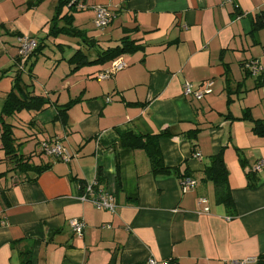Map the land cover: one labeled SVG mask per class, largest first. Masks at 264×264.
Masks as SVG:
<instances>
[{"label":"crops","instance_id":"1","mask_svg":"<svg viewBox=\"0 0 264 264\" xmlns=\"http://www.w3.org/2000/svg\"><path fill=\"white\" fill-rule=\"evenodd\" d=\"M29 1L0 0V115L13 88L20 36L46 44L33 68L36 94L58 106L80 101L64 122L55 106L13 122L20 153L33 167L48 166L41 173L10 161L0 136V264L264 259V169L253 171L264 159V138L242 119L247 109L253 119H264V104L258 108V99L264 101V0H84L114 15L99 30L93 12L74 14L73 26L91 38L92 49L78 38L51 36L61 0L37 7ZM125 36L140 46L123 56L125 70L103 81L96 77L110 64L72 72L69 60L78 50L94 60L98 50L120 45ZM50 44L61 54H48ZM251 61L263 68L256 76L245 67ZM42 62L48 79L40 91ZM24 80L32 83L27 72ZM185 81L195 88L212 81L213 93L187 97ZM117 129L144 136L171 130L174 136L162 138L160 147L165 166L179 174L155 175L144 150L121 148ZM195 130L196 136L190 133ZM57 138L74 155L70 162L43 153L41 143ZM221 152L232 209L217 200L204 174ZM186 173L198 184L183 193ZM95 182L115 196V213L80 200L81 183ZM72 219L85 222L82 237L72 231Z\"/></svg>","mask_w":264,"mask_h":264},{"label":"trees","instance_id":"2","mask_svg":"<svg viewBox=\"0 0 264 264\" xmlns=\"http://www.w3.org/2000/svg\"><path fill=\"white\" fill-rule=\"evenodd\" d=\"M44 1L46 0H31L29 1V6L31 5L37 7ZM71 1L72 0H61L58 4L57 13L51 20V36L59 37V35H68L73 38H78L82 40V44H84L87 49H92L94 48V45L91 43V38H89L84 31L77 30L73 26L74 14L77 12V9L74 6H69ZM82 1L84 2V0ZM65 8H68L69 11L67 14L63 15ZM62 24H64V26H61ZM257 26L259 25L257 24ZM45 46L46 44H44V42L42 43L41 40L38 42L37 49L32 53V55L27 57L25 60H21L20 58L17 59L13 88L6 97V103L0 115V136L2 148L6 156L21 170L27 171L30 167H32L38 173L44 171L48 166L45 165L33 167L30 163V159L26 158L20 153L21 144L18 142V138L15 136V125L13 122L20 121L21 115H23V113L38 115L49 109L51 106L57 107V118L64 122L68 112L80 101V99H75L65 106H58L57 103H52L48 97L36 94L35 85L33 84V78L35 77L33 74V68L38 60V57L43 54L42 51ZM139 50L140 46L135 41H132L128 36H125L121 39L120 45L108 48L106 50H98L97 56L94 60H91L86 52L81 49L78 50L76 54L69 60V63L73 66L72 72H77L85 66H105L112 63L119 57H123L127 54H135ZM25 72L28 73V76L32 82L31 84H27L25 82ZM232 119H234V117H232ZM242 119L250 120V122L253 124V133L264 138V119H253L250 109L244 111V116ZM117 132L119 134V143L121 148L129 150H144L147 153L151 162L152 171L155 175L170 174L172 172L179 174V169H171L165 166L160 147V141L162 138H170L174 136L171 130L166 129L158 134L148 136L138 134L135 131L129 129H117ZM198 132V130H195L190 133L196 136ZM204 174L206 180L212 181L215 184L217 200L219 202H223L231 209L234 208V200L227 185L228 171L222 152L211 157L210 165L206 168ZM187 177L192 176L189 173H186L181 177V180ZM81 184V188L83 190L85 184ZM24 264L31 263L26 260ZM258 264H264V259L261 258Z\"/></svg>","mask_w":264,"mask_h":264},{"label":"built area","instance_id":"3","mask_svg":"<svg viewBox=\"0 0 264 264\" xmlns=\"http://www.w3.org/2000/svg\"><path fill=\"white\" fill-rule=\"evenodd\" d=\"M75 7L77 11H91L95 15L94 24L99 30L106 29L113 21L114 15L111 11L102 5H87L82 0H72L70 5ZM18 57L21 60H25L27 57L32 55V53L37 49L38 41L29 36H20L18 38ZM127 63L124 61L123 57H119L110 63L109 67L100 72L97 75L99 81L107 80L113 78L118 72L123 71L127 68ZM246 69L253 75L256 76L263 71L262 66L258 61H251L245 65ZM183 93L187 97H192L196 100H202L207 95L213 93V82L209 81L203 84L199 88H195L191 82L185 81L183 84ZM111 99H108L110 101ZM42 151L46 156L52 157L59 161L70 162L73 158V154L68 151V149L63 146L60 139L44 141L41 143ZM197 158L201 157L199 152L195 153ZM264 169V159L258 161V163L253 168L254 172H259ZM181 191L187 193L191 189H194L198 182L191 178L187 177L180 181ZM98 182L85 185L83 188V195L80 197V200L83 202L93 204L97 209L108 210L115 213L117 206L115 204V196L111 193L103 192L98 189ZM205 213L209 212V208L204 209ZM72 231L79 237L83 236L84 229L86 224L83 220L72 219L69 221ZM1 225V223H0ZM251 260L236 261L234 264H251ZM145 264H170V263H159L155 259H149Z\"/></svg>","mask_w":264,"mask_h":264},{"label":"rangeland","instance_id":"4","mask_svg":"<svg viewBox=\"0 0 264 264\" xmlns=\"http://www.w3.org/2000/svg\"><path fill=\"white\" fill-rule=\"evenodd\" d=\"M44 2H42V4H43ZM49 5L50 4H48V6H47V9L49 10ZM56 48H55V46L53 45V44H50V47L47 49V53L48 54H51V55H53L52 54V50H55ZM56 52H57V55H59V54H61V51H59V49H58V47H57V49L55 50ZM65 53V56H69V54H70V51L68 50V48L66 49V51L64 52ZM37 70H38V72H39V75H40V87H39V90L40 91H42V89H43V85H42V83L44 84V83H46L47 82V79H48V74L47 73H45L46 72V68H45V64L42 62V63H40L38 66H37ZM27 76V75H26ZM259 100V105H258V108L259 109H261L262 107H263V105L262 104H264V101H262V99H258ZM264 100V99H263ZM261 104V105H260Z\"/></svg>","mask_w":264,"mask_h":264}]
</instances>
